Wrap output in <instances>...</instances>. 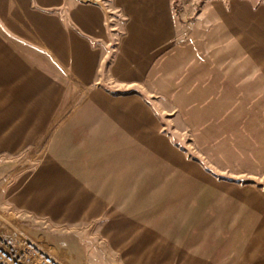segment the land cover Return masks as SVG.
I'll return each mask as SVG.
<instances>
[{
  "label": "crops",
  "instance_id": "0c3cea01",
  "mask_svg": "<svg viewBox=\"0 0 264 264\" xmlns=\"http://www.w3.org/2000/svg\"><path fill=\"white\" fill-rule=\"evenodd\" d=\"M195 107L264 123V0H0V178L46 149L15 192L115 182L142 154L131 140L163 139L160 115L188 122ZM254 183L236 192L237 231H264Z\"/></svg>",
  "mask_w": 264,
  "mask_h": 264
},
{
  "label": "rangeland",
  "instance_id": "374dc122",
  "mask_svg": "<svg viewBox=\"0 0 264 264\" xmlns=\"http://www.w3.org/2000/svg\"><path fill=\"white\" fill-rule=\"evenodd\" d=\"M193 109L188 122L182 116L173 121L172 113L160 115L157 129L163 139L131 140L133 152L142 154L132 155L131 169L115 174V182L84 173L87 181L79 188L55 182L40 194L22 182L18 194L13 179L44 156L46 149L38 145L21 156L17 170L0 178V231L34 242L61 264H254L246 261L264 259V231L233 229L237 190L249 182L264 190V123L231 122V116L224 122L218 108L212 115ZM51 190L75 196L42 198ZM64 202L71 214L61 207ZM255 242L262 246L249 245Z\"/></svg>",
  "mask_w": 264,
  "mask_h": 264
},
{
  "label": "built area",
  "instance_id": "2783aa9c",
  "mask_svg": "<svg viewBox=\"0 0 264 264\" xmlns=\"http://www.w3.org/2000/svg\"><path fill=\"white\" fill-rule=\"evenodd\" d=\"M93 2V0H81ZM0 264H61L30 240L0 231Z\"/></svg>",
  "mask_w": 264,
  "mask_h": 264
}]
</instances>
